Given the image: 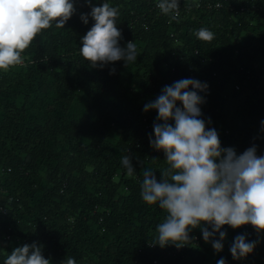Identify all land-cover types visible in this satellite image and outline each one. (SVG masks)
Masks as SVG:
<instances>
[{
  "label": "trees",
  "instance_id": "trees-1",
  "mask_svg": "<svg viewBox=\"0 0 264 264\" xmlns=\"http://www.w3.org/2000/svg\"><path fill=\"white\" fill-rule=\"evenodd\" d=\"M105 2L118 8L119 43L136 44V62L90 67L80 47L94 20L85 25L80 15L91 7L74 0L65 28L52 22L22 65L0 71V264L33 242L50 264H233L241 228L223 227L219 253L200 229L190 235L203 241L180 250L155 243L167 213L143 201L142 171L154 169L159 180L167 164L149 143L157 112L143 109L174 81L206 82L202 118H211L222 147L241 154L256 145L264 155V0H179V22L159 0H91ZM201 28L214 39H198ZM128 155L131 177L121 163ZM249 240L258 243L246 259L264 264V234L254 230Z\"/></svg>",
  "mask_w": 264,
  "mask_h": 264
},
{
  "label": "clouds",
  "instance_id": "clouds-1",
  "mask_svg": "<svg viewBox=\"0 0 264 264\" xmlns=\"http://www.w3.org/2000/svg\"><path fill=\"white\" fill-rule=\"evenodd\" d=\"M82 13L87 25L89 16L94 24L81 38L80 53L92 68H103L109 63L124 61L127 67L139 56L137 46L128 41L120 46L122 31L117 28L119 10L102 3ZM161 13L179 22V0H159ZM74 0H0V71L22 65V53L41 30L55 22L56 28H65L76 14ZM198 39L210 42L214 33L201 28ZM115 69L110 70V75ZM204 93V95H201ZM209 94V85L195 78H182L165 85L155 100L144 105V111L155 110L153 135L149 143L164 153L167 166L160 171L143 168L141 197L149 205H158L166 211L165 220L157 225L156 244L161 248L174 245L182 248L194 239L190 233L200 229L205 243H211L219 253L223 250L227 231L251 225L257 236L264 234V155H257L256 145L237 154L233 147H222L219 133L203 119L201 106ZM264 125V121H261ZM122 165L131 177L136 169L130 155L122 157ZM219 239H215L216 235ZM247 233L238 234L230 246L234 260L253 253L258 241L248 240ZM4 264H50L36 242L15 247ZM66 264H77L68 257ZM217 264H226L221 258Z\"/></svg>",
  "mask_w": 264,
  "mask_h": 264
},
{
  "label": "built area",
  "instance_id": "built-area-1",
  "mask_svg": "<svg viewBox=\"0 0 264 264\" xmlns=\"http://www.w3.org/2000/svg\"><path fill=\"white\" fill-rule=\"evenodd\" d=\"M216 8H219L220 5L219 4H216L215 5ZM242 230H244V233L246 232L248 235H247V239H251L254 235V229L251 225H244L241 227ZM192 237H194L193 241L191 244H198L199 242H202V237L201 236H198V235H193ZM148 247L149 248H153V244H148ZM184 247L182 248H179L177 250H180V249H183ZM232 263L233 264H252L249 260H247L246 258H243V259H239V260H234L232 258ZM150 264H158V262L156 260L152 261Z\"/></svg>",
  "mask_w": 264,
  "mask_h": 264
},
{
  "label": "rangeland",
  "instance_id": "rangeland-1",
  "mask_svg": "<svg viewBox=\"0 0 264 264\" xmlns=\"http://www.w3.org/2000/svg\"><path fill=\"white\" fill-rule=\"evenodd\" d=\"M213 253H215V251H213ZM213 253H211V254H213ZM214 255V254H213ZM215 256V255H214Z\"/></svg>",
  "mask_w": 264,
  "mask_h": 264
}]
</instances>
